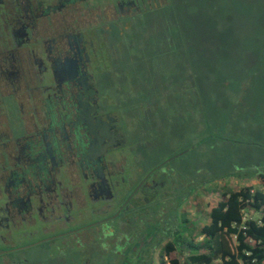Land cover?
Instances as JSON below:
<instances>
[{
    "label": "flooded vegetation",
    "instance_id": "af4514ba",
    "mask_svg": "<svg viewBox=\"0 0 264 264\" xmlns=\"http://www.w3.org/2000/svg\"><path fill=\"white\" fill-rule=\"evenodd\" d=\"M168 6L0 0V264H160L189 240L205 193L182 153L143 165L106 84L132 21Z\"/></svg>",
    "mask_w": 264,
    "mask_h": 264
},
{
    "label": "rangeland",
    "instance_id": "374dc122",
    "mask_svg": "<svg viewBox=\"0 0 264 264\" xmlns=\"http://www.w3.org/2000/svg\"><path fill=\"white\" fill-rule=\"evenodd\" d=\"M168 3L132 21L106 84L120 86L143 165L182 153L171 164L205 193L199 230L210 199L264 174V0Z\"/></svg>",
    "mask_w": 264,
    "mask_h": 264
},
{
    "label": "trees",
    "instance_id": "16d2710c",
    "mask_svg": "<svg viewBox=\"0 0 264 264\" xmlns=\"http://www.w3.org/2000/svg\"><path fill=\"white\" fill-rule=\"evenodd\" d=\"M254 179L256 189L226 188L210 199L205 205L209 224L192 228L188 241L167 243L160 264H264V174ZM244 212L256 217L244 221ZM196 237L202 240L195 243Z\"/></svg>",
    "mask_w": 264,
    "mask_h": 264
},
{
    "label": "built area",
    "instance_id": "2783aa9c",
    "mask_svg": "<svg viewBox=\"0 0 264 264\" xmlns=\"http://www.w3.org/2000/svg\"><path fill=\"white\" fill-rule=\"evenodd\" d=\"M254 216L253 213H250V212H244L243 213V220L246 221L247 219H250Z\"/></svg>",
    "mask_w": 264,
    "mask_h": 264
},
{
    "label": "crops",
    "instance_id": "0c3cea01",
    "mask_svg": "<svg viewBox=\"0 0 264 264\" xmlns=\"http://www.w3.org/2000/svg\"><path fill=\"white\" fill-rule=\"evenodd\" d=\"M242 179H243V178H242ZM252 181H253V183H254V186H251V187H254L255 189L258 188V185H257V183H256V181H255V179H254V176H253V180H252Z\"/></svg>",
    "mask_w": 264,
    "mask_h": 264
}]
</instances>
